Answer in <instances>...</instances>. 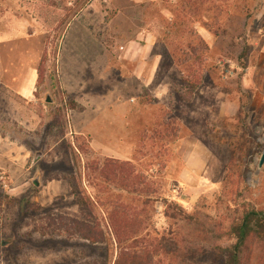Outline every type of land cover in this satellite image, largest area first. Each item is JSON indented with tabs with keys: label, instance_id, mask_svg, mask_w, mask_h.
I'll return each instance as SVG.
<instances>
[{
	"label": "rangeland",
	"instance_id": "obj_1",
	"mask_svg": "<svg viewBox=\"0 0 264 264\" xmlns=\"http://www.w3.org/2000/svg\"><path fill=\"white\" fill-rule=\"evenodd\" d=\"M263 154L264 0H0V264H115L111 240L41 218L80 216L86 164L107 158L160 198L149 228L176 244L161 264H225L233 222L264 212ZM167 202L201 225L169 222Z\"/></svg>",
	"mask_w": 264,
	"mask_h": 264
},
{
	"label": "trees",
	"instance_id": "obj_2",
	"mask_svg": "<svg viewBox=\"0 0 264 264\" xmlns=\"http://www.w3.org/2000/svg\"><path fill=\"white\" fill-rule=\"evenodd\" d=\"M88 182L98 192L97 198L91 200L85 192L74 193L81 214L78 217L66 215L46 214L41 218L46 220L43 229L53 230L54 233H66L71 237L77 236L91 245L107 242L118 248V257L115 264H161L158 257L172 254L176 246L171 242L172 232L152 235L149 228L151 215L147 213L148 205L156 203V198L147 189L143 188L145 178L137 172L131 162H122L116 159H105L103 164H86ZM119 182V194L111 191L102 193L103 187H112ZM103 194V196L101 195ZM107 212L111 234L105 233L98 214ZM169 222H185L201 225L196 214H190L179 204L167 202L164 213ZM46 217V218H45ZM230 243L219 246V254L225 264H243L242 259L246 252L255 243L264 244V212L247 209L242 216L235 220L228 233ZM153 237V238H152ZM167 249L166 251H164Z\"/></svg>",
	"mask_w": 264,
	"mask_h": 264
},
{
	"label": "water",
	"instance_id": "obj_3",
	"mask_svg": "<svg viewBox=\"0 0 264 264\" xmlns=\"http://www.w3.org/2000/svg\"><path fill=\"white\" fill-rule=\"evenodd\" d=\"M264 165V154L262 156V159L260 161L259 167L261 168Z\"/></svg>",
	"mask_w": 264,
	"mask_h": 264
}]
</instances>
